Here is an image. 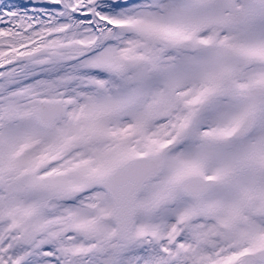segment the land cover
Wrapping results in <instances>:
<instances>
[{"label": "snow or ice", "instance_id": "6c2138e0", "mask_svg": "<svg viewBox=\"0 0 264 264\" xmlns=\"http://www.w3.org/2000/svg\"><path fill=\"white\" fill-rule=\"evenodd\" d=\"M0 264H264V0H0Z\"/></svg>", "mask_w": 264, "mask_h": 264}]
</instances>
